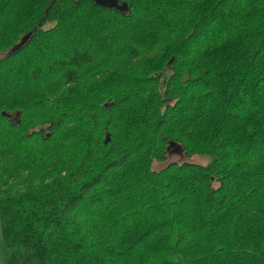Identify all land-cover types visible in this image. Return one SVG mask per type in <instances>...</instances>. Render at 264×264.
<instances>
[{
	"label": "trees",
	"instance_id": "trees-1",
	"mask_svg": "<svg viewBox=\"0 0 264 264\" xmlns=\"http://www.w3.org/2000/svg\"><path fill=\"white\" fill-rule=\"evenodd\" d=\"M118 2L0 0L4 264H264V0Z\"/></svg>",
	"mask_w": 264,
	"mask_h": 264
},
{
	"label": "water",
	"instance_id": "water-1",
	"mask_svg": "<svg viewBox=\"0 0 264 264\" xmlns=\"http://www.w3.org/2000/svg\"><path fill=\"white\" fill-rule=\"evenodd\" d=\"M92 2L97 7H101L104 9H114L120 14H125L127 12L126 3L118 2V0H92ZM28 38H29V33L21 37L18 43L10 49V52L12 53L19 50L26 43ZM108 141H109V137L106 134L104 137V144H106ZM172 149H176L177 151H180V153H182L181 148L177 144L169 143L166 148L167 153L170 154Z\"/></svg>",
	"mask_w": 264,
	"mask_h": 264
},
{
	"label": "rangeland",
	"instance_id": "rangeland-1",
	"mask_svg": "<svg viewBox=\"0 0 264 264\" xmlns=\"http://www.w3.org/2000/svg\"><path fill=\"white\" fill-rule=\"evenodd\" d=\"M181 163V162H193L197 164H206L208 162V158L206 157H193L192 159H185L182 156V153L180 151H177L176 149H172L171 153L167 155V161L165 163L159 164V163H154L152 165V169L154 171H159L163 169L167 164L169 163ZM4 249L0 240V262L2 261L1 264H4Z\"/></svg>",
	"mask_w": 264,
	"mask_h": 264
},
{
	"label": "crops",
	"instance_id": "crops-1",
	"mask_svg": "<svg viewBox=\"0 0 264 264\" xmlns=\"http://www.w3.org/2000/svg\"><path fill=\"white\" fill-rule=\"evenodd\" d=\"M1 240V239H0ZM4 254V253H3ZM2 263V261L0 262V264Z\"/></svg>",
	"mask_w": 264,
	"mask_h": 264
}]
</instances>
